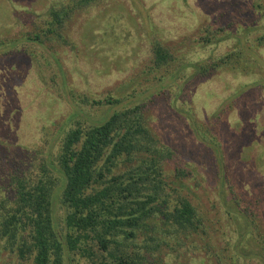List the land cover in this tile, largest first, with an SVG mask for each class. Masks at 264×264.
Segmentation results:
<instances>
[{"label": "rangeland", "instance_id": "obj_1", "mask_svg": "<svg viewBox=\"0 0 264 264\" xmlns=\"http://www.w3.org/2000/svg\"><path fill=\"white\" fill-rule=\"evenodd\" d=\"M76 3L0 0V200L12 175L55 160L76 121L140 105L173 152L171 200L186 196L204 222L163 244L162 264H264V0H93L44 33L51 8ZM37 33L42 43L28 40ZM156 43L172 55L162 67ZM107 98L118 102L95 103ZM55 216L63 223L59 203ZM5 243L0 264L14 263ZM149 243L141 235L129 248Z\"/></svg>", "mask_w": 264, "mask_h": 264}, {"label": "trees", "instance_id": "obj_2", "mask_svg": "<svg viewBox=\"0 0 264 264\" xmlns=\"http://www.w3.org/2000/svg\"><path fill=\"white\" fill-rule=\"evenodd\" d=\"M92 1L51 8L44 33H53ZM28 40L43 41L38 33ZM153 52L156 67L172 58L160 43ZM151 132L140 105L100 123L76 121L64 132L55 160L42 162L36 174L12 175V187L0 200V244L5 241L16 259L9 264H69L77 254L94 264H162L163 244L203 230V215L186 196L171 200L163 164L173 152L160 147ZM57 203L63 223L55 219ZM155 219L167 236L160 235ZM141 235L150 242L143 254L129 248Z\"/></svg>", "mask_w": 264, "mask_h": 264}]
</instances>
